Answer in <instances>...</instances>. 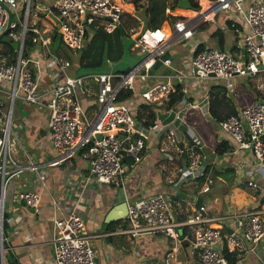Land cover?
Here are the masks:
<instances>
[{
	"label": "built area",
	"instance_id": "built-area-1",
	"mask_svg": "<svg viewBox=\"0 0 264 264\" xmlns=\"http://www.w3.org/2000/svg\"><path fill=\"white\" fill-rule=\"evenodd\" d=\"M173 1L178 4V0ZM244 1L208 0L206 8L193 10L195 14L188 16L187 20L177 18L173 27L157 25L131 34L134 48L144 56L126 71L71 75L66 72L70 61L49 48L52 25L56 26L64 47L81 51L86 38L94 30L103 28L112 32L122 25L123 8L115 0H0V32L5 28L7 10H10L11 20L6 33L10 43L17 42V46L13 48L10 45L7 52L0 49V219L8 183L22 172L37 168L33 163V153L13 131L15 100L30 106L27 116L33 114V106L47 109L48 141L56 153L51 163H58L72 156L78 148H83L89 172L81 180L82 186L90 180L123 186L127 171L142 160L148 126L144 124L145 118L136 117L137 106L117 101V93L120 89L129 88L140 98V103L162 105L171 93L177 92V83L180 91L191 99L194 93L199 101H207L209 96L203 87L204 80L234 76L250 78L264 70V0H248L246 5ZM125 2L120 0V3ZM31 11L32 15L29 14ZM166 11L171 22L176 16L172 13L173 8L167 7ZM221 11L230 19L232 28L241 20L248 26L246 33L235 29L240 51L232 53L215 43L205 42L202 48L193 49L188 58L181 59L178 66L172 65L167 54L168 41L190 37L199 20L207 18L209 12L215 15ZM41 17L50 19V26H38L37 21ZM156 61L168 71H152ZM45 78L46 84L41 86ZM119 82L121 84L113 91ZM92 84L95 85L97 106L91 115H87L81 104V91ZM188 103L173 109L176 118H183L184 107ZM26 117L22 116V120L27 125ZM207 119L213 118L208 116ZM214 123L216 132L229 135L234 142L227 153L237 154L238 166H246L252 177L264 165V100L253 99ZM162 128L160 134H166L168 146L178 153L188 152L187 162L180 167L183 173L180 181L204 176L200 192H207L210 188V180L205 173L207 153L196 151L194 146L192 148L183 140L184 145H179L175 125L166 124ZM168 149L163 148V151ZM242 150L250 152L249 156L242 154ZM210 151L217 160L224 159ZM250 187L258 188L259 184L252 179ZM261 197L264 198L262 192ZM13 198L33 208L40 201L39 192L24 184L16 185ZM79 200L80 193L65 209L56 197L51 198L55 212L51 226L55 264H96L91 246V239L96 234L84 231L83 218L75 211ZM196 200L197 197L185 214L180 209L179 213L184 216L177 218L170 195L155 193L132 199L122 217L129 225L126 231L167 235L173 247L166 253L162 264H187L186 259L172 258V251L177 246H182L187 256L194 258L197 264H229L222 252L224 246L228 252L254 251L264 238V199L252 209L216 214L210 212L207 201L200 198L196 205ZM228 221H234V229H228L225 224ZM211 222H218L221 227ZM2 241L0 235V256Z\"/></svg>",
	"mask_w": 264,
	"mask_h": 264
},
{
	"label": "crops",
	"instance_id": "crops-1",
	"mask_svg": "<svg viewBox=\"0 0 264 264\" xmlns=\"http://www.w3.org/2000/svg\"><path fill=\"white\" fill-rule=\"evenodd\" d=\"M147 1L140 2L138 0L136 2L120 3V0H115L119 7L124 10L121 25L123 33L133 34L142 28L153 26L142 15L141 11L143 8L138 7V4L141 6L142 4H146ZM157 1L159 4L162 1L164 2L162 5L164 19L158 25L173 27L176 22L173 23V21L177 18L182 17L184 20H187L188 16L195 14L193 9L177 7V4L173 0ZM247 1H244L245 5ZM198 3L201 9L208 6V0H198ZM167 7L173 8L172 13L176 15L173 16L171 22H169V14L166 11ZM177 9L185 11L177 13ZM126 14H129L133 20H140L136 25L137 29H133V26H130L128 29L125 27ZM206 17L196 23L194 32L190 37L180 41H173L172 38L168 41V49L170 51H167V54L171 58L172 65L178 66L180 60L188 58L191 51L200 43L212 42L217 45L218 37L220 36H222V47L224 48L226 43L225 38H227L225 36V29L231 30V40L234 41L228 50L232 51V53L240 51L235 29H241L243 33L248 32L246 23L241 20L236 24L237 26L232 28L227 23L230 22V19H228L224 11L218 12L215 15H213V12H209ZM141 19L144 20V24ZM127 22L130 25H134L135 23V21ZM203 26L205 29L203 28L204 30L196 34L198 29ZM217 28H219L220 33L218 31V33H213ZM1 50L7 52L8 48ZM63 57L67 58L66 56ZM78 64V68H87L81 66L79 62ZM70 65L66 72H69L68 74L71 75L78 74V68L74 69L75 71H68ZM88 69H91V67H88ZM152 71L165 72L168 71V68L159 65L154 67ZM45 84L46 78L40 85L45 86ZM119 85L117 83L113 91ZM216 86L220 88L222 100L225 102L221 106V110H228V107L237 110L253 99L264 100V70L250 78L234 76L228 79L208 78L203 81V87L208 90V96L210 92L215 91ZM95 93L96 90H92L91 86L88 88L84 87L83 91H81V104L87 115H91L97 106ZM196 96L197 94L194 93L192 94V99L189 96L190 101L188 105H196L204 113L201 105L207 103L206 109H208L209 99L207 98V101L205 99L199 101V99H196ZM19 103L24 105L20 101ZM157 107L164 108L163 105ZM186 107L187 105L184 108ZM173 109H162L156 114L154 107L153 121L156 122L149 125L146 129V144L142 160L135 168L127 171L123 186L102 184L95 180H90L82 186L81 180L89 172V164L83 154L82 148H78L72 156L58 163H51L54 161L56 153L50 147L48 141V127L46 124L48 112L45 108L36 109L33 106V114L26 117L27 125L22 119L21 121L25 136L24 146L26 149L28 147L32 148L29 152L33 153V163L37 165V168L33 169V171L26 170L22 172L19 176L14 177L11 182L12 185L9 188L8 198L3 203V210L7 213V226L0 230V235L4 238L0 263L2 261L1 264H55L51 242L52 219L55 215L51 204L52 196L57 198L62 208L67 209L73 203L76 194L80 193V200L76 205L79 211L77 213L83 218L86 232L96 234L91 239L96 264H162L166 253L172 249L173 244L165 234H135L131 231H126L129 225L122 218L124 215L117 219H109L110 212L114 215L126 213L124 202L127 204L132 199L155 193L170 195L175 203L173 204V208L177 214V218H182L185 211L193 207L192 203L195 197L203 199V194L210 195L207 203L212 214L223 213L227 210L239 211L252 209L254 206L258 207L264 199L261 197V192L250 194L240 186L230 185L226 181L223 170L226 168L227 158L224 157V159L217 160V157L210 156L208 148H205L203 151L207 152L208 162L206 161V164L211 167L212 171L215 167L218 171L216 178L211 173L210 178H212V181H210L209 190L205 193L200 192V186L204 180L202 181L197 176L194 180L187 177L183 182L180 181L183 176L180 167L185 164L182 152L178 153L171 146H168L166 134L160 133L163 131L162 127L166 124L175 125L177 128L175 136L180 138L179 145H184V143L182 144V140L189 144L187 137L194 134V130L185 123L184 118H176ZM30 110L32 109L30 108ZM168 111L174 113L172 118H168V113H166ZM222 137H224V134L216 132V130L212 135L215 141H218ZM189 145H192L193 148V144ZM168 147L167 151H163V148L167 149ZM194 148L196 151L202 152L200 146H194ZM234 156V162H239V156L237 154H234ZM246 168V166L237 167L235 165L234 176L236 182L241 177L244 181ZM198 169H200V166H198ZM257 173L261 179L260 182L264 184V165L258 168ZM208 174L209 172L206 173L207 176H209ZM22 184L29 189L39 192L40 201L36 208L30 209L23 201L14 200V189L16 185ZM189 184H192L193 187L191 188ZM183 186H185L186 190L182 189ZM180 209L183 210V214L179 213ZM233 222L228 221L225 223L229 230L234 229ZM211 224L218 227L221 225L218 222H211ZM263 250L264 238L258 242L254 251L246 250L240 253L234 251L236 252V264H264ZM9 251L14 263L9 256ZM172 254V258L186 259L187 264H197L194 258L187 256L182 246L174 248Z\"/></svg>",
	"mask_w": 264,
	"mask_h": 264
},
{
	"label": "trees",
	"instance_id": "trees-1",
	"mask_svg": "<svg viewBox=\"0 0 264 264\" xmlns=\"http://www.w3.org/2000/svg\"><path fill=\"white\" fill-rule=\"evenodd\" d=\"M134 1L136 2L138 0H134ZM157 2L158 1L156 0H148L146 4H142L141 6L140 4H138V7L143 8L141 13L145 17L146 21L150 22L153 26H157L164 19L163 6L161 4H159L160 5L159 6ZM188 2H189V5H188L189 9L198 10L200 8L198 0H188ZM227 23H229V26H230V22H227ZM217 31L220 33L219 28H217L215 32L213 33H216ZM112 32H117L120 34V31L118 30V28H116ZM112 32H109V33H112ZM104 33H108V32L104 31L103 28H98L94 30L93 34L91 35L90 43H92L94 38L102 37ZM48 45L51 51L57 52V53H58L57 50L59 47L66 48L62 45V42L59 38V33L55 25H52L51 36H50ZM203 45L204 43H200L199 45H197L196 50L202 48ZM217 46L220 48H223L222 47L223 46L222 36L218 37ZM88 52H89L88 48H84V50L82 49L81 51H79L78 62L81 63L80 64L81 66H84L87 68L88 67L98 68L101 65L99 64L100 59H93V58L88 57ZM84 53H85V56H84ZM159 65H161L160 62L156 61L151 67V70L154 67H157ZM127 69L128 68H126L125 71ZM176 87H177V92L171 93L169 98L166 101H164V103L162 104L163 107L167 109L169 108L173 109L177 106H181L184 102L187 103L190 101V97L180 91L179 89L180 84L176 83ZM116 99L117 101L124 102L128 105H136L137 106L136 117L138 119L145 118V122H144L145 126L152 125L154 122H156V121H153L154 107L161 106V105H156L154 103H144V102L140 103V98L136 96L135 94H133L132 90L129 88L120 89L119 92L117 93ZM206 104L201 105V108L203 109L204 113L200 110L198 106H193L191 104L187 105V107L185 108L183 112V118H184L185 123L189 125V127L192 130H194V134L191 136L188 135L187 137L189 144H193V146H200V149L202 151H204L205 148H208V151L213 150L217 156L226 157L227 164L225 166L226 168H224L223 170L225 172L224 175L226 177V181L230 185H237L242 188L245 185L250 186V182L252 181V179H251V175L248 173V170H246L245 172V178H244L243 183L236 182L235 180L234 171H235V165L238 167V162H234V157H235L234 154H232V157L229 158L230 153H227L233 148L232 139L229 136H227V134L225 133H223L224 137L220 138L218 141L217 140L215 141L212 138V135L214 134L215 127H216L213 121L215 122L216 120H220L230 114H233L236 112V110L231 107H228V110H221V106L224 105L225 102H223L222 100V95L220 93V88L218 86L215 87L214 92L209 93L208 110H205ZM208 116H211V118H213L212 119L213 121L211 119H207ZM241 152L244 155L249 154L245 150H242ZM182 156L184 157V162L186 163L188 159V152L182 151ZM210 156H212V153ZM208 172H209L208 178L210 181H212V178H210L211 173L213 177L215 178H216V174H218L216 167L212 171L211 167L207 166L205 173H208ZM198 178L202 179V181L204 180V176H200ZM222 252L227 257L229 264H236V259H235L236 252L234 251L228 252L226 246L222 248ZM263 254H264V250H263Z\"/></svg>",
	"mask_w": 264,
	"mask_h": 264
},
{
	"label": "rangeland",
	"instance_id": "rangeland-1",
	"mask_svg": "<svg viewBox=\"0 0 264 264\" xmlns=\"http://www.w3.org/2000/svg\"><path fill=\"white\" fill-rule=\"evenodd\" d=\"M123 1L129 2V0H123ZM157 3L159 5V2H157ZM163 3L164 2L162 1L161 5H163ZM165 4H167V3H165ZM184 11L185 10L179 11V9H177V13H179V12L181 13ZM29 14L32 15V11ZM14 19H16L15 16H14ZM125 19H127L124 22L125 27L127 29L130 26H133L134 27L133 29H137L136 25L139 23L140 20H137V19L133 20V18L130 17L129 14L125 15ZM16 20L18 21V19H16ZM141 20H143V19H141ZM127 21H135V23H134V25H130V24H128ZM48 22L52 23V21L50 19L47 20L46 18L41 17V19H39L37 21V25L38 26L39 25L50 26V24H48ZM143 24H144V20H143ZM203 28H204V26L199 28L198 31L196 32V34L199 33L201 30L205 29V28L204 29ZM225 36L227 38H225L226 43H225L224 48L228 49L230 47L231 43L234 42L231 40V30L225 29ZM90 39H91V36L86 38L84 46L82 45V48H80V50H82V49L84 50V48H88L89 49L88 57L93 58V59H100L99 64H101V65L96 69H93V68L84 69L82 67L78 68L77 66L79 65L78 64L79 51H77V50L72 51V50H69L67 48L59 47L57 50L58 54L66 56L67 59L71 63L68 71H75L74 69H77V68H78V72H77L78 74H81L84 71L87 73L88 72L122 71V70H125L126 68H131L133 65H135L144 56L143 53L139 52L138 48H134V46H133L134 39L132 38L131 34H128L127 32H125L124 34H119L117 32L104 33V35L102 37L94 38L92 43H90L91 42ZM229 39L231 40V42H229L230 41ZM207 41H209V40H207ZM9 47H10L9 38H8L7 33H5L2 36H0V49H6ZM167 51L169 52L170 50L168 49ZM84 56H85V53H84ZM148 82H150V80H148ZM94 84L91 85L92 89L95 87ZM28 107H30L28 104L24 103V105H22L21 103H19L18 100H15L14 104H13V108H12V110H13V114H12L13 131L15 132L16 135H18L19 138H21L22 143L24 145H25V136L23 134L24 131L22 129V121H21L22 118L21 117L22 116L26 117L28 115V112H29V110L27 109ZM162 109L168 110L165 107L164 108L155 107L156 114H158V112ZM206 110H208V109H206ZM166 113H168V118H172L174 116V113L172 111H168ZM213 123H214V121H213ZM27 149L32 150V148H29V147ZM208 153L211 155L210 151H208ZM231 157H232V154H230L229 158H231ZM251 179H253V180L257 179L259 187L254 188V187H250L248 185H245L243 187V189H245L246 192L250 193V194H255L258 192L264 193V184L260 182L261 179L259 178V174L258 173L252 174ZM238 182L243 183L242 177L239 179ZM11 185H12L11 182H9L8 187H7V194H6L5 200L8 198V195H9L8 192H9V188L11 187ZM189 185H191V188L193 187L192 184H189ZM182 189L186 190L185 186H183ZM189 192H191V191H189ZM209 196H210L209 194L208 195L203 194L204 201H208V199H210ZM75 211L79 212L77 209V206L75 208ZM84 231L86 232L85 228H84Z\"/></svg>",
	"mask_w": 264,
	"mask_h": 264
},
{
	"label": "water",
	"instance_id": "water-1",
	"mask_svg": "<svg viewBox=\"0 0 264 264\" xmlns=\"http://www.w3.org/2000/svg\"><path fill=\"white\" fill-rule=\"evenodd\" d=\"M188 5H189L188 0H178L177 7L187 8ZM10 20H11V12H10V10H7V21H6V24H5V28L0 32V36H2L3 34H5L6 31L9 29ZM118 30L120 31V33H123V27L121 25L118 26ZM10 45L13 48H15L17 46V42L13 41V42L10 43ZM210 75H214V74L213 73H210ZM199 202H200V198H198L196 200V205H198ZM124 204H125V208H126L127 207L126 202H124ZM30 209H33V207H30ZM1 213L2 214H1V219H0V227L3 228V227H6L7 226V222H6L7 213L4 210H2ZM123 215H125V213H123V214H115L114 215L113 213L110 212L109 219H111V220L117 219V218L122 217ZM2 239L4 241V238L3 237H2ZM8 253H9V256H10L12 262L14 263V260H13V257L11 255V252L9 251Z\"/></svg>",
	"mask_w": 264,
	"mask_h": 264
},
{
	"label": "bare ground",
	"instance_id": "bare-ground-1",
	"mask_svg": "<svg viewBox=\"0 0 264 264\" xmlns=\"http://www.w3.org/2000/svg\"><path fill=\"white\" fill-rule=\"evenodd\" d=\"M164 27V26H163ZM119 84H121V82H119Z\"/></svg>",
	"mask_w": 264,
	"mask_h": 264
},
{
	"label": "clouds",
	"instance_id": "clouds-1",
	"mask_svg": "<svg viewBox=\"0 0 264 264\" xmlns=\"http://www.w3.org/2000/svg\"><path fill=\"white\" fill-rule=\"evenodd\" d=\"M188 8V7H187Z\"/></svg>",
	"mask_w": 264,
	"mask_h": 264
}]
</instances>
